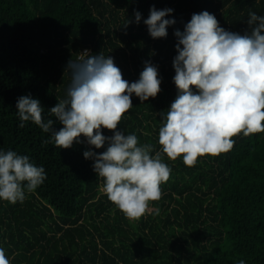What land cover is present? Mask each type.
<instances>
[{
	"label": "trees",
	"instance_id": "16d2710c",
	"mask_svg": "<svg viewBox=\"0 0 264 264\" xmlns=\"http://www.w3.org/2000/svg\"><path fill=\"white\" fill-rule=\"evenodd\" d=\"M152 5L174 9L166 38L153 39L143 24ZM203 10L243 32L250 11L264 15V0H0V148L29 155L47 174L23 203L0 201V247L10 264H264V133L233 137L229 152L198 157L192 167L165 156L172 171L150 202L156 210L130 222L84 158L90 146L59 149L31 121L18 126L23 95L38 98L51 118L67 96L68 61L89 47V55L113 57L129 82L145 61L157 66L161 91L144 104L133 96L119 128L158 149L159 113L176 95L173 32Z\"/></svg>",
	"mask_w": 264,
	"mask_h": 264
},
{
	"label": "clouds",
	"instance_id": "9594fccd",
	"mask_svg": "<svg viewBox=\"0 0 264 264\" xmlns=\"http://www.w3.org/2000/svg\"><path fill=\"white\" fill-rule=\"evenodd\" d=\"M173 12L171 7H150L143 24L153 39L168 36V28L177 23ZM134 17L139 25L138 10ZM129 23L127 19L123 26ZM246 24L243 32L226 30L214 14L203 10L193 13L182 31L174 29L176 95L167 111L159 113L158 149L119 128L133 107V96L144 104L161 91L163 78L157 66L145 61L139 78L129 82L114 58L102 53L85 51L79 59L68 61L67 96L49 109L51 118L43 117L38 98L19 97L18 126L31 121L49 134L45 143L59 149L74 143L90 146L83 156L93 161V171L103 180V193L130 222L138 221L150 202L161 198V185L169 180L172 169L165 156L172 161L180 158L192 167L198 157L229 152L233 137L264 133V15L250 11ZM56 123L62 125L59 130ZM105 129L112 135H105ZM92 146L104 150L97 152ZM46 176L44 167L29 155L0 148V201L23 203L26 192H34ZM0 264H10L3 247Z\"/></svg>",
	"mask_w": 264,
	"mask_h": 264
},
{
	"label": "built area",
	"instance_id": "2783aa9c",
	"mask_svg": "<svg viewBox=\"0 0 264 264\" xmlns=\"http://www.w3.org/2000/svg\"><path fill=\"white\" fill-rule=\"evenodd\" d=\"M85 51H88V52H90V53L92 52L91 48L86 47V48H84V49H83V50L77 55V58L72 59V60H77V59H79L80 56L83 55V53H84ZM90 53H89V54H90Z\"/></svg>",
	"mask_w": 264,
	"mask_h": 264
},
{
	"label": "rangeland",
	"instance_id": "374dc122",
	"mask_svg": "<svg viewBox=\"0 0 264 264\" xmlns=\"http://www.w3.org/2000/svg\"><path fill=\"white\" fill-rule=\"evenodd\" d=\"M154 210H156V207H155L154 205L150 204V205H149L148 212L146 213V215L149 214V213H151V212L154 211Z\"/></svg>",
	"mask_w": 264,
	"mask_h": 264
}]
</instances>
